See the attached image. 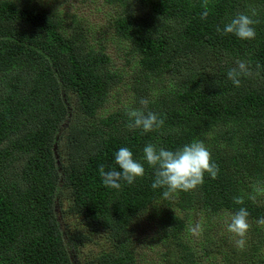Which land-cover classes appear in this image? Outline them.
<instances>
[{
	"label": "trees",
	"instance_id": "16d2710c",
	"mask_svg": "<svg viewBox=\"0 0 264 264\" xmlns=\"http://www.w3.org/2000/svg\"><path fill=\"white\" fill-rule=\"evenodd\" d=\"M28 1L0 0V264H138L131 222L164 201L172 208L166 263L197 264L208 244L215 246L206 236L192 240L188 229L197 218L245 207L250 238L243 250L230 246L224 262L264 264L262 197L248 199L251 184L264 180V0H207V8L205 0H105L117 7L114 34L138 58L132 101L106 116L98 113L122 71L89 44L76 18L70 24ZM252 9L255 39L217 32ZM240 59L260 69L236 87L227 72ZM141 98L149 101L145 111L164 119L161 130L127 128L126 110L141 108ZM193 140L204 141L220 169L195 190L165 200L164 189L151 187L147 163L132 185L102 183L99 167L119 170L121 147L142 160L148 143L175 150ZM236 196L244 204H235ZM65 214L81 219L84 231L67 230ZM99 230L107 248L81 260Z\"/></svg>",
	"mask_w": 264,
	"mask_h": 264
},
{
	"label": "rangeland",
	"instance_id": "374dc122",
	"mask_svg": "<svg viewBox=\"0 0 264 264\" xmlns=\"http://www.w3.org/2000/svg\"><path fill=\"white\" fill-rule=\"evenodd\" d=\"M23 2L26 0H12ZM28 2L38 4L46 11L60 14L71 24V19L76 18L81 26V32L89 44L102 48L112 59V67L122 71V81L109 94L99 115L106 116L112 112L123 109L132 101L133 91L131 85L137 76V57L128 55L129 48L126 42L117 38L114 34L112 21L116 15L117 7L105 0H29ZM61 157L64 151L59 149ZM169 201L159 202L148 211L142 213L131 222L130 230L134 240V248L138 264H171L163 260L165 242H171L168 234V212L171 207ZM68 200L63 201L62 209H67ZM261 206L264 209V197L261 199ZM229 215L213 218L212 220L197 218L199 224H203L207 234L193 235V241L204 242V236L211 238L213 244H208L205 255L201 256L197 264H225L224 255L230 246H235L234 238L227 231ZM63 222L67 230H83L81 219L71 214L63 215ZM249 237V231L247 236ZM263 246H264V235ZM225 240V241H224ZM219 244V246H217ZM170 250L172 245H170ZM107 244L105 233L99 230L90 234V241L86 242L80 251L81 260L93 258L101 250H105ZM203 255V253L201 254Z\"/></svg>",
	"mask_w": 264,
	"mask_h": 264
},
{
	"label": "clouds",
	"instance_id": "9594fccd",
	"mask_svg": "<svg viewBox=\"0 0 264 264\" xmlns=\"http://www.w3.org/2000/svg\"><path fill=\"white\" fill-rule=\"evenodd\" d=\"M204 7L207 8V0ZM207 15L208 12L204 11L201 19H206ZM255 15V9L251 10V15L238 13L223 26V30L217 27V32L222 31L224 35L232 34L241 40H253L256 37L254 25L258 23L253 19ZM259 69L260 65H256L254 70L250 61L236 60L235 66L228 70L227 78L233 85L240 87L242 79L259 76ZM139 103L141 108L126 110L129 131L141 130L142 133H150L161 130L165 123L164 119L155 112L145 111L149 104L146 98H141ZM144 163L153 169L152 189H164L162 196L165 200L172 199L179 192H188L202 186L206 174L213 180L217 179L220 172L204 141L193 140L175 150H167L158 144L148 143L143 148L142 160L134 158L128 147H121L115 153V164L119 170L115 167L106 170L105 166L101 165L99 175L106 187L120 190L123 184L132 185L138 178L145 176ZM250 187L252 192L248 194V199L256 202L257 197H264V180L256 181ZM233 202L242 205L244 197H233ZM249 216L247 208L240 207L229 215L227 222V231L232 234L235 246L240 250L246 245V236L251 227ZM257 223L264 225V218H260ZM188 230L193 235H200L203 226L197 223Z\"/></svg>",
	"mask_w": 264,
	"mask_h": 264
}]
</instances>
